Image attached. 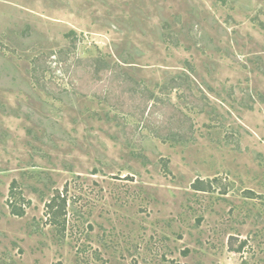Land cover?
Wrapping results in <instances>:
<instances>
[{"label": "rangeland", "instance_id": "rangeland-1", "mask_svg": "<svg viewBox=\"0 0 264 264\" xmlns=\"http://www.w3.org/2000/svg\"><path fill=\"white\" fill-rule=\"evenodd\" d=\"M0 264H264V0H0Z\"/></svg>", "mask_w": 264, "mask_h": 264}, {"label": "trees", "instance_id": "trees-1", "mask_svg": "<svg viewBox=\"0 0 264 264\" xmlns=\"http://www.w3.org/2000/svg\"><path fill=\"white\" fill-rule=\"evenodd\" d=\"M115 77V76H114ZM109 78V77H108ZM112 79V78H111ZM114 81V82H113ZM176 81H177V79L176 80H173V83H174V85H177V83H176ZM111 83H115V84H118L121 88H122V91L124 92V89H125V87H127V89L128 88H130L132 85H131V82H130V79L127 77V76H120V77H115L112 81H111ZM126 91V90H125ZM135 92H136V89H135ZM152 98H153V96H151ZM199 184V183H198ZM197 184H194V189L195 190H197V191H202V189L200 188V186L199 185H197ZM60 199V195L59 196H57L56 198H53L52 200H51V202L48 204V207L50 208V209H52L51 210V212L53 213V215H54V217L57 215H59L60 213H61V215L63 214V213H65V203H66V201L65 200H62V203L64 204L63 206H62V208L61 207H58L57 205H56V202H57V200H59ZM12 213H14L15 215H21V214H23V211L22 210H20V212H17V210H13V212ZM65 223H66V220L64 221V225H65ZM244 248V244H243V246H240L239 248H238V250L237 251H241L242 249Z\"/></svg>", "mask_w": 264, "mask_h": 264}]
</instances>
